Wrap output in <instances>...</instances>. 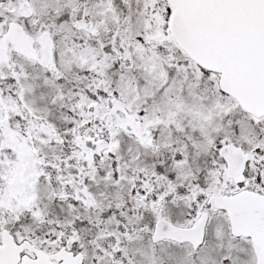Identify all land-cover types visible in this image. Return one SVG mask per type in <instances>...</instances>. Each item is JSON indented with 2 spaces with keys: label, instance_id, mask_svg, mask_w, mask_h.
I'll use <instances>...</instances> for the list:
<instances>
[{
  "label": "snow or ice",
  "instance_id": "snow-or-ice-1",
  "mask_svg": "<svg viewBox=\"0 0 264 264\" xmlns=\"http://www.w3.org/2000/svg\"><path fill=\"white\" fill-rule=\"evenodd\" d=\"M0 264H264V0H0Z\"/></svg>",
  "mask_w": 264,
  "mask_h": 264
}]
</instances>
